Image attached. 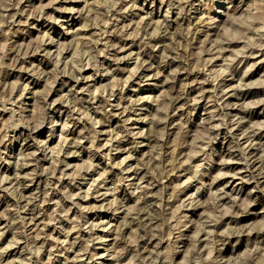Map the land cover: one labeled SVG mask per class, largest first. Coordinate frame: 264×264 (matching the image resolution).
<instances>
[{
    "label": "rangeland",
    "instance_id": "374dc122",
    "mask_svg": "<svg viewBox=\"0 0 264 264\" xmlns=\"http://www.w3.org/2000/svg\"><path fill=\"white\" fill-rule=\"evenodd\" d=\"M263 252L264 0H0V264Z\"/></svg>",
    "mask_w": 264,
    "mask_h": 264
},
{
    "label": "bare ground",
    "instance_id": "6f19581e",
    "mask_svg": "<svg viewBox=\"0 0 264 264\" xmlns=\"http://www.w3.org/2000/svg\"><path fill=\"white\" fill-rule=\"evenodd\" d=\"M88 1V0H87ZM105 52V51H104ZM47 55V54H46ZM227 56V55H226ZM222 69V68H221ZM75 71V70H74ZM209 75V74H208ZM29 90V89H28ZM247 96V95H246ZM213 102H214V100H213ZM237 107V106H236ZM245 115V114H244ZM249 115V114H248ZM93 120V119H92ZM243 124V123H242ZM154 137V136H153ZM161 149V148H160ZM260 159V158H259ZM262 162H263V160H262ZM251 166V165H250ZM253 167V166H252ZM246 168V167H245ZM42 169V168H41ZM70 174V173H69ZM254 174V173H253ZM197 178V177H196ZM73 181V180H72ZM256 181H257V179H256ZM90 182V181H89ZM259 182V181H258ZM25 199V198H24ZM17 225V224H16ZM139 245V244H138ZM264 253V252H263ZM59 260V259H58ZM171 261V260H170Z\"/></svg>",
    "mask_w": 264,
    "mask_h": 264
}]
</instances>
